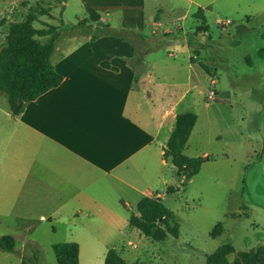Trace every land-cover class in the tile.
Instances as JSON below:
<instances>
[{
	"label": "rangeland",
	"instance_id": "rangeland-1",
	"mask_svg": "<svg viewBox=\"0 0 264 264\" xmlns=\"http://www.w3.org/2000/svg\"><path fill=\"white\" fill-rule=\"evenodd\" d=\"M137 1L126 0L110 15L98 11L109 20L105 25L96 10L83 9L78 0H0V45L5 44L10 23L32 15L36 29L67 26L55 42L54 62L71 48H91L96 54L110 51L137 62L145 60L146 50L150 69L167 78L188 76L193 84L179 110L196 115L183 153L200 157V168L187 179L177 177L168 162L161 170L167 185L176 189L166 192L162 181L152 189L175 215L178 236L155 241L131 227L129 216L138 214L137 195L123 199L126 207L120 201L98 206L87 201L48 202L28 193L25 183L16 199L6 191L10 200L0 210V236L18 235L17 251L29 258L38 247L41 264H56L53 244L60 242L78 244L79 264H104L113 247L130 264H206L224 244L236 251L264 247V0H141V7ZM159 4L163 17L156 25ZM198 8L203 9L206 31L194 16ZM94 19L101 25L98 29L90 27ZM89 32L95 45L85 36ZM187 51L207 72L200 83L188 72ZM124 60L116 59L125 71ZM210 91L216 92L212 98ZM77 207L82 211L76 212ZM217 223L223 230L213 237ZM234 256H228L229 264ZM4 258L22 264L17 253L4 252Z\"/></svg>",
	"mask_w": 264,
	"mask_h": 264
},
{
	"label": "crops",
	"instance_id": "crops-1",
	"mask_svg": "<svg viewBox=\"0 0 264 264\" xmlns=\"http://www.w3.org/2000/svg\"><path fill=\"white\" fill-rule=\"evenodd\" d=\"M78 1L83 9L110 15L126 0ZM141 2L137 1L138 7ZM156 10L160 16L155 14L154 24L160 25L162 6ZM101 15L98 12L99 22L109 25ZM90 24L91 29L101 26L95 19ZM85 36L95 45L90 32ZM56 51L55 46L50 61L63 77L58 86L28 102L17 116L9 112L7 100L5 104L0 100V210L10 200L6 191L15 193L11 198L16 199L25 183L28 193L48 202L87 201L98 206L106 201L121 203L133 194L138 201L144 196L161 198L152 189L159 181L166 192L174 187L167 185L161 170L172 164L163 158V150L177 115L191 112L179 110L193 87L191 78H167L150 69L146 50L143 62L110 51L96 54L91 48L66 49L54 62ZM187 55L188 72L200 83L207 72L191 60L190 51ZM117 57L127 59L122 62L125 71ZM19 238L14 235L16 250ZM4 252L0 248V264H12Z\"/></svg>",
	"mask_w": 264,
	"mask_h": 264
},
{
	"label": "trees",
	"instance_id": "trees-1",
	"mask_svg": "<svg viewBox=\"0 0 264 264\" xmlns=\"http://www.w3.org/2000/svg\"><path fill=\"white\" fill-rule=\"evenodd\" d=\"M194 16L202 21V29L208 26L202 8H198ZM157 18V17H156ZM34 17L28 15L20 22H12L8 26L5 44L0 48V94H4L8 110L13 116L19 115L25 105L58 86L63 77L51 64L50 57L55 49V42L60 34L58 26L46 24L36 29L32 22ZM63 28H67L64 26ZM45 38L43 41L37 38ZM264 40V33L261 35ZM261 55L264 49L260 50ZM196 115L185 112L177 115L175 127L163 150V158L170 159L177 176L187 179L196 174L201 165L200 157H188L183 153ZM174 187L167 188L173 192ZM123 207L126 204L121 200ZM138 214H131L128 222L131 227L155 241H163L168 235L178 236L179 226L175 215L167 208L158 196H144L136 204ZM223 230L222 223H217L210 235L215 237ZM0 248L21 256L22 264H41L40 249L33 247V257L21 255L15 249L13 235L0 236ZM56 264H79V246L75 242L53 244ZM234 254L232 264H264V247L235 250L231 244L219 246L207 257L206 264H229L228 256ZM104 264H130L116 248H109L105 254Z\"/></svg>",
	"mask_w": 264,
	"mask_h": 264
},
{
	"label": "built area",
	"instance_id": "built-area-1",
	"mask_svg": "<svg viewBox=\"0 0 264 264\" xmlns=\"http://www.w3.org/2000/svg\"><path fill=\"white\" fill-rule=\"evenodd\" d=\"M226 22H229L228 20H226Z\"/></svg>",
	"mask_w": 264,
	"mask_h": 264
}]
</instances>
